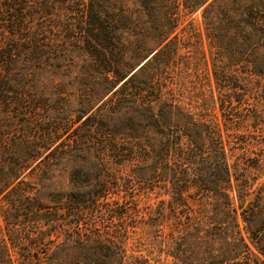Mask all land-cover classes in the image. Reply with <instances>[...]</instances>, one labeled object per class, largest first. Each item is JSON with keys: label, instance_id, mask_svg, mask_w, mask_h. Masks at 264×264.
Segmentation results:
<instances>
[{"label": "trees", "instance_id": "1", "mask_svg": "<svg viewBox=\"0 0 264 264\" xmlns=\"http://www.w3.org/2000/svg\"><path fill=\"white\" fill-rule=\"evenodd\" d=\"M0 34V81L67 96L0 146V264H264V0H0Z\"/></svg>", "mask_w": 264, "mask_h": 264}, {"label": "rangeland", "instance_id": "2", "mask_svg": "<svg viewBox=\"0 0 264 264\" xmlns=\"http://www.w3.org/2000/svg\"><path fill=\"white\" fill-rule=\"evenodd\" d=\"M191 18H193V22H192L193 27H195L196 30L202 32V25L200 22L199 11L192 14ZM0 39L5 40V38H3L1 34H0ZM201 42H202L201 49L205 52L204 57H205V61H207L208 58L207 45L204 39ZM144 59L141 60L140 62L142 63ZM202 60L200 61L201 63L200 67L204 71L207 68L208 75L205 74V77L207 78L208 81H206V79L204 80V78L200 80V85H201L200 89L202 91L198 92V95L201 97L203 95L205 97H208L212 93L214 94L215 91H214L212 75L210 73V65L208 62L206 65V63H203ZM200 63L195 65L194 63L189 62L187 65L188 67H192L193 65V70L196 67V71H197ZM21 68L25 69L24 66H21ZM7 83L10 84L12 89L8 93L2 91L1 89L3 85ZM0 84H2V87H0V146L2 147L4 146L3 150L8 152H12V150L13 151L16 150L17 148L16 144H18L19 142L25 140H31L32 136L30 134L31 133L33 134V132L36 133L37 125L51 124L49 123V121L48 123L43 122V119L47 117L48 113L44 109H42V107H39L38 104H43V105L47 104L49 106H54L56 108L59 106L63 107L66 105L67 96L65 95L63 97L56 96L51 81L48 78H44L43 76L36 74V72L28 74V76L26 77L16 76V78L10 80V82L5 81V83H3L2 81H0ZM216 111H217V107H216ZM50 114H52V112H50ZM249 133H251V137L249 136L247 137L250 139V142H253V144L264 143V131H253V128L251 127L249 128ZM246 148L248 149L244 150L243 154H241L242 149L236 148L233 157L237 155L239 156L242 155L243 158L245 159V162L247 163H251L252 161H255L256 160L254 159L256 156L255 153L259 151L258 148L256 146L255 147L252 146L250 148L247 146ZM70 164L71 163L66 162L61 166L54 167V171L51 172L53 174V179H54L53 181L56 182L54 186L57 189L58 188L65 189L69 187L68 179L66 178L67 175L66 173ZM28 170L29 169H27L24 172L23 178L29 181H36L39 174L41 173V169L38 170L39 173H36L37 172L36 171L32 174L28 172ZM47 172L49 171H42L41 175ZM254 172L255 171L253 170V174H252L253 177L257 176L256 173ZM263 178H264V174H260L259 176H257L256 181L259 182L263 180ZM119 197L121 198L120 194ZM137 198H138L137 202L140 206L145 204L144 202H146V199L142 195L137 196ZM152 201L153 199L149 200V202ZM128 205L134 206L133 201H128ZM97 218L102 222V224H107L105 216H101L99 214ZM131 222L132 220L129 218L125 219V223L129 224ZM122 224L124 225V222ZM139 228L140 227H137L136 230L140 231ZM0 230L2 232L5 230L1 218H0ZM132 243H133L132 239H130L128 243V245L130 246V248L128 249V253H133V254L140 253L142 255L146 254V251L144 249H141L140 251H136L137 247H134ZM152 255H156V254L152 253ZM159 257L161 260H166L168 262L171 259L170 256H166L163 252L160 253Z\"/></svg>", "mask_w": 264, "mask_h": 264}, {"label": "water", "instance_id": "3", "mask_svg": "<svg viewBox=\"0 0 264 264\" xmlns=\"http://www.w3.org/2000/svg\"><path fill=\"white\" fill-rule=\"evenodd\" d=\"M140 63H141V62H140ZM140 63H139V64H140ZM139 64H137V65H136V66H135V67H134V68H133L128 74H130L132 71H134V70L139 66ZM128 74H127V75H128Z\"/></svg>", "mask_w": 264, "mask_h": 264}]
</instances>
